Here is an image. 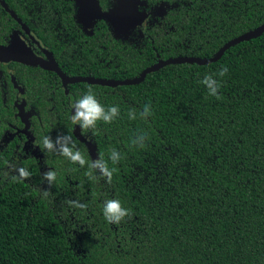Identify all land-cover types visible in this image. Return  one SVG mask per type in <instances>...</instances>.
<instances>
[{"label":"trees","instance_id":"16d2710c","mask_svg":"<svg viewBox=\"0 0 264 264\" xmlns=\"http://www.w3.org/2000/svg\"><path fill=\"white\" fill-rule=\"evenodd\" d=\"M2 1L70 78L122 81L160 60L213 58L264 24V0H140L147 21L118 36L103 19L85 30L73 0ZM98 1L102 11L118 2ZM17 28L0 5V45ZM225 67L226 75L215 76ZM206 75L221 82L220 99L208 94ZM89 88L105 108L120 109L111 123H78L93 155L72 121ZM145 105L152 115L141 118ZM141 133L142 148L133 143ZM45 137L55 150L45 148ZM73 144L84 166L61 154ZM101 157L115 169L110 180L89 168ZM21 168L30 176L21 178ZM49 171L56 173L51 184ZM109 199L131 216L108 223ZM0 264H264V33L211 64L168 65L116 88L63 87L39 66L0 64Z\"/></svg>","mask_w":264,"mask_h":264},{"label":"water","instance_id":"95a60500","mask_svg":"<svg viewBox=\"0 0 264 264\" xmlns=\"http://www.w3.org/2000/svg\"><path fill=\"white\" fill-rule=\"evenodd\" d=\"M78 6V18L79 22L84 25L86 28L89 24L94 21L103 19L105 20L109 26L112 28L113 32L118 36H126L130 33V31L137 27L143 26L148 19V14L142 13L138 10L141 5L140 0H118L116 6L112 7L108 11H102L99 7L98 0H75ZM1 7L6 10L9 15L16 21L20 22L18 17L8 9L5 3L0 0ZM262 33H264V24L255 30L248 32L235 38L225 45L216 53L213 58L209 59H200V58H186V57H178V58H170L164 61H158L156 64L146 68L141 72L139 77L134 79L127 80H106V79H96L93 77H77L70 78L67 77L61 69L58 67L55 59L52 57L51 53L45 51L46 58H40L35 55L30 48L23 42V40L19 39L17 35L12 38L10 45L2 46L0 45V64H8V63H17L28 66H39L45 71L55 73L59 79L61 80L62 86L66 87L67 85L76 84V83H86L89 85H99L102 87L108 88H116L119 86H133L138 85L144 81L147 74L158 71L159 69L168 66V65H178V64H197L200 66L208 65L213 62L218 61L222 54L228 50L229 48L242 43L247 42L252 39L259 37ZM13 86L17 89L19 95L22 94L23 90L21 86H19L14 77L11 78ZM25 101L21 100V103L17 106L18 109V117L21 122L24 124L23 133L27 134L29 129V121L28 116L24 110ZM73 111H75L73 109ZM73 135L77 140L81 143H84L90 152L91 155L94 154L93 147L91 144L80 135V126L78 123H74Z\"/></svg>","mask_w":264,"mask_h":264},{"label":"clouds","instance_id":"9594fccd","mask_svg":"<svg viewBox=\"0 0 264 264\" xmlns=\"http://www.w3.org/2000/svg\"><path fill=\"white\" fill-rule=\"evenodd\" d=\"M227 73V68H222L215 76L223 77ZM214 75H206L202 80V83L207 87L208 94L210 96H215L217 99H220L219 90L221 88V82L215 78ZM75 114L72 116L73 123H79L82 128H94L98 121H103L105 123H111L117 116L120 114L119 106H109L105 108L95 94L89 88L88 92L79 99L75 104ZM141 118H147L152 115L150 105H145L143 111L139 114ZM131 119L136 118L135 110L129 113ZM147 138V133H141L133 141L134 144H138L141 148L144 147L145 140ZM60 137L57 138V142L60 141ZM44 146L48 150H55L56 145L53 143L50 137L44 138ZM74 144L72 147L64 145L61 147V154L68 157L73 163H79L81 166H84L87 161L83 155L77 150L74 151ZM110 159L113 163H117L120 159V154L113 149ZM90 169H98L102 175L107 176L108 179H111V176L115 169H109L107 163L101 159L92 162L89 164ZM87 175L90 178H93L92 172L89 171ZM19 176L21 178H27L30 176V173L26 169H19ZM44 178L51 184L56 179V173L49 171L44 174ZM15 179V177H14ZM47 195V192H45ZM69 205L72 207L86 208V205L80 204L75 201H68ZM103 215L105 220L110 224H119L125 217L131 216V210L126 209L122 206L120 200L118 199H109L105 201L103 206Z\"/></svg>","mask_w":264,"mask_h":264},{"label":"flooded vegetation","instance_id":"af4514ba","mask_svg":"<svg viewBox=\"0 0 264 264\" xmlns=\"http://www.w3.org/2000/svg\"><path fill=\"white\" fill-rule=\"evenodd\" d=\"M75 2V0H73ZM99 2V1H98ZM76 4V2H75ZM77 5V4H76ZM9 9V8H8ZM4 10V9H3ZM10 11H12L11 9H9ZM77 10H78V6H77ZM6 13H8L6 10H4ZM13 12V11H12ZM14 13V12H13ZM9 14V13H8ZM15 14V13H14ZM10 16V15H9ZM77 16H78V11H77ZM11 17V16H10ZM19 19V18H18ZM20 22L14 20L17 25H18V28L17 29H14L12 32H13V35L11 37V39L9 40V43L8 45H10L11 41H12V38L17 35L19 37V39L23 40V42L30 48V50L35 54L37 55L38 57L40 58H46L45 56V51L50 53L49 50L47 48H45L41 42L36 38V36L33 34V32L27 27V25L25 23H23L21 21V19H19ZM98 21V20H97ZM78 22H79V18H78ZM96 21L92 22L91 24H89L86 28L84 27L83 24H80L83 26V28L85 30H89L90 27L92 26L93 23H95ZM7 45V46H8ZM52 55V54H51ZM53 57V55H52ZM54 58V57H53ZM56 62V61H55ZM12 63V62H11ZM9 64V63H8ZM8 64H4V65H8ZM17 83V82H16ZM22 88V87H21ZM17 90V89H16ZM23 94V92H22ZM21 94V95H22ZM20 95V96H21ZM22 100V98H21Z\"/></svg>","mask_w":264,"mask_h":264}]
</instances>
